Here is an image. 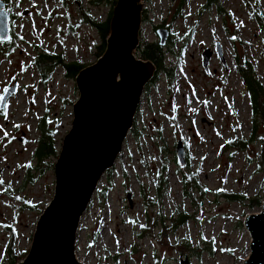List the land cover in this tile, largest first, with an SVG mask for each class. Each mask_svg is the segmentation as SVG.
<instances>
[{
    "label": "rangeland",
    "instance_id": "1",
    "mask_svg": "<svg viewBox=\"0 0 264 264\" xmlns=\"http://www.w3.org/2000/svg\"><path fill=\"white\" fill-rule=\"evenodd\" d=\"M92 1L11 0L7 3V9L16 16L13 21L16 48L10 51V42L0 43V89L17 83V91L7 102V117L4 109L0 110V181H3L0 183V264H11L13 257L22 261L31 248L39 217L54 195V165L72 129L73 105L80 96L75 77L66 76L62 67L47 71L44 80L36 66L37 55L62 54L66 63L84 67L96 63L102 38L91 24L80 20L87 13L105 22L116 5L105 1L96 6ZM221 2L223 16L215 8L205 9L206 0H187L181 16L172 20L180 0L143 1L140 42L159 41L154 28L166 19L173 39L178 40L177 46L171 48L175 53L171 59L178 64L177 74L172 84L161 76L155 91H151L154 113L150 116L155 121H151L152 126L150 122L144 124L140 149L133 136L127 142L128 151L132 149L126 167L127 188L139 190L133 208L129 207L119 183L111 191L98 194L103 197L89 204V217L85 214L83 221L90 225V217H95L96 222L90 225L88 234L82 231L80 235L84 247L79 256L85 264H186L184 261L245 264L251 237L244 219L248 214L260 212L262 205L229 202L217 198L216 191L225 189L264 201V172L257 169L259 147L251 145L248 150L235 151L232 157L229 152L222 154L229 139L251 137L250 102L234 68L233 52L237 48L253 61L264 84V0ZM254 11L262 15L263 24ZM70 24L75 27L72 32ZM190 28H194V36L185 40ZM233 35L237 39H231ZM217 43L223 46L225 62L215 51ZM206 48L213 50L208 69L202 64ZM137 57L141 58L138 54ZM142 108L147 114L146 102ZM46 114L55 130L57 154L39 163L34 158L40 137L37 125ZM4 131L9 133L8 137H4ZM179 140L186 146L191 170L188 161L180 166L176 160ZM29 165L37 180L25 185ZM189 171L196 174L207 190L202 195L196 189L195 202L186 194L182 180ZM146 195L155 200V207H162L167 220L180 212L191 216L186 225L171 233L172 241L190 240L201 248L206 245L209 248L212 243L214 252L206 247L201 257L191 252L181 255L170 246L162 248L150 236H138L139 228L132 219L146 223ZM123 203L127 204L124 208ZM157 213L156 209L155 217ZM96 232L99 236L95 240Z\"/></svg>",
    "mask_w": 264,
    "mask_h": 264
},
{
    "label": "water",
    "instance_id": "2",
    "mask_svg": "<svg viewBox=\"0 0 264 264\" xmlns=\"http://www.w3.org/2000/svg\"><path fill=\"white\" fill-rule=\"evenodd\" d=\"M143 1L117 0L104 53L76 76L80 96L73 105L72 129L54 165V195L39 217L28 254L17 264H81L75 251L81 218L103 174L121 153L142 93L157 72L152 61L136 54L141 45ZM0 9H7L3 0ZM11 19V11L7 17L0 16V43L12 39ZM157 35L160 45L165 46L170 31L159 28ZM216 53L225 62L220 43ZM212 55L210 48L203 51L205 69ZM10 91H17V83ZM12 95L6 96V103ZM176 158L180 166L187 164L182 140L176 144ZM244 226L251 237L245 264H264V201L260 212L245 216Z\"/></svg>",
    "mask_w": 264,
    "mask_h": 264
},
{
    "label": "trees",
    "instance_id": "3",
    "mask_svg": "<svg viewBox=\"0 0 264 264\" xmlns=\"http://www.w3.org/2000/svg\"><path fill=\"white\" fill-rule=\"evenodd\" d=\"M7 3L11 2V0H6ZM109 2L113 5H116L117 0H93L92 3L96 6L101 5L103 2ZM187 0H180V3L177 9L172 16V20L176 17L181 16L183 7ZM205 9H217V13L220 15H225V10L223 8L221 0H206V3L203 6ZM255 16L259 20L260 24H263L261 18L262 15L254 11ZM113 15V10L110 13V17L105 22H99L95 18L90 17L87 13H83V17L80 22H88L91 24L95 30L98 32L100 37L102 38V45L99 47V57L104 53L107 43V37L110 34V20ZM16 16H12V22L14 21ZM164 24L163 27H166L170 30V23L166 25V19H163ZM173 22V21H172ZM171 22V24H172ZM75 27L70 24L69 30L74 31ZM14 33V32H13ZM194 35V28H191L188 33H186L185 40H191ZM172 36H174L172 34ZM236 37V35H233ZM16 37L13 36L12 40L9 43L10 51L16 48L15 46ZM178 40H174L173 37L169 40L166 46H161L159 41H145L141 42V45L137 51V54L146 61H152L156 67L157 72L153 79L155 82L159 76L164 75L168 81L172 84L176 78L178 64L176 65L173 61L172 56L174 51L171 49L174 46H177ZM173 45V46H171ZM233 63L236 72L241 77L244 86L245 92L248 96L250 107H251V123H252V133L249 138H239L233 137L229 139L225 147L222 150V154L229 152V156L232 157L235 151H245L250 148L251 145H256L259 147V153L257 155L258 160V172H264V84L260 81L257 76L256 66L253 61L246 56V54H241L237 48L234 49L233 52ZM36 66L43 76L44 80L48 77L45 73L48 71H54L57 67H62L65 71L66 76L75 77L78 73L85 68L83 65L78 63H66L62 54H48V53H39L36 58ZM38 130L40 132V137L37 140V146L34 151V158L39 161V163H44L45 160H48L57 154V147L55 141V130L51 127L50 121L48 120V115L41 117L38 122ZM136 133V130H135ZM252 161V159H249ZM188 168L191 170L190 157H188ZM164 168H167L164 166ZM32 167H29L28 174L26 175L25 185L34 184L37 180V175L31 172ZM43 170V169H42ZM183 185L185 188V192L188 196H190L193 201H196V197H194V191L199 189L202 195L207 192L206 188L202 187L200 181L198 180L195 173L189 171V173L183 174ZM143 188V185H142ZM160 187L158 188V192H160ZM143 190H145L143 188ZM145 192V191H144ZM143 192V194H144ZM146 194V193H145ZM217 198L222 197L229 202H238V203H246L250 202L251 206H255L256 204L262 205V201L259 199H253L246 196L243 193L238 192H226V191H216ZM256 203V204H255ZM155 200L146 195L145 197V217L146 223L142 224L140 237L150 236L157 242V244L161 245L162 248L166 246H170L168 248L175 249L179 252V254L184 253H195L198 257H201L202 252L205 250L201 248V245L194 246L192 241L188 240L184 243H181L179 240L172 241L169 236L171 233H175L180 227L186 225L191 216L187 213L180 212L178 216H174V214L170 217V219H166L163 215L162 207H155ZM158 210V213L155 217V211ZM158 220H157V219ZM158 231V233H156ZM99 236V232L95 233V237ZM210 251L214 252V246L212 243L209 245ZM207 247V249H209ZM188 250V251H187ZM154 252H157L156 248ZM27 255V253H25ZM156 257V256H155ZM158 260L159 258L156 257ZM20 260L18 258L13 257L11 259V264H17Z\"/></svg>",
    "mask_w": 264,
    "mask_h": 264
},
{
    "label": "built area",
    "instance_id": "4",
    "mask_svg": "<svg viewBox=\"0 0 264 264\" xmlns=\"http://www.w3.org/2000/svg\"><path fill=\"white\" fill-rule=\"evenodd\" d=\"M161 76L165 77L164 75H161ZM156 84L158 85V79L155 82H151L149 84L151 87L150 88L147 87L143 91L142 96H141V100L139 103V107H138L136 114H135L134 128H132V130H130L128 137H127L126 141L124 142L122 151L119 154L117 160L115 161L113 168L108 170L107 172H105L104 175L102 176L101 180L99 181L98 186H97V190L95 191V193L92 197V201L96 198L101 199V197H103V196L98 195V194L103 195V193H105L107 190L111 191L113 189L114 185L115 184L117 185L119 183L120 187L121 186L123 187V192L125 194L127 203L129 204V207L133 208V205H134L133 203L135 201V197H136L137 193L139 192V190L136 192L134 189L131 190V189L127 188L129 185V174H128L126 167H127V165L130 164V159L132 158V154H131L132 149H131V151H130V149L128 151L127 142L129 141V138L131 136H133L135 138L137 144H138V148L140 149V139L143 138L145 135V133H144L145 125L144 124L150 122V125L152 126L153 123H151V121H155V118L151 117L150 115H151V113H154L153 112L154 103L152 102L151 91H155V88L157 87ZM145 102L147 103V110H148L147 114L143 113V108H142L143 104ZM146 117H148V121L146 120ZM135 130H136V133H135ZM153 144L156 146V142H153ZM125 153H126V155H125ZM119 178H120V180L118 181ZM128 194H131L132 205H131V201L128 199ZM97 195L99 197H97ZM92 201H91V203H92ZM125 205H127V204L123 203V208L125 207ZM88 211H89V209L84 213L83 217L81 218L79 228H78L77 237H76V243H75V245H76V248H75L76 257L80 261L81 264H85L83 259L81 258V256H79L81 249H83V247H84L82 244V241L80 239L81 232L83 231V232H86L88 234V229L92 226L93 223L95 224V222H96L95 217H90V225L91 226L85 225V222L83 221V219L85 218L86 215H87L86 218L89 217L90 213H88ZM144 217H145V212H144ZM137 220H138V218L133 217L132 222L134 223L135 226H137L139 228V234H140L142 231L141 230L142 224L145 222V220H144V222H138ZM139 234H138V236H139ZM96 239L97 238H95V240ZM87 245H88V243L85 244V248L87 247Z\"/></svg>",
    "mask_w": 264,
    "mask_h": 264
},
{
    "label": "snow or ice",
    "instance_id": "5",
    "mask_svg": "<svg viewBox=\"0 0 264 264\" xmlns=\"http://www.w3.org/2000/svg\"><path fill=\"white\" fill-rule=\"evenodd\" d=\"M10 11V9H0V16L2 17H7L8 15V12ZM190 14V13H189ZM21 39H23V37H21ZM231 39L235 40L237 39V37L233 36L231 37ZM13 79H15V77H13ZM10 86H6V87H3L2 89H0V91H2L4 94L0 95V106L3 107L4 109V115L5 117H7V103H6V96L7 95H12L13 93L10 91ZM195 94V93H193ZM191 101H189L190 103ZM207 103V102H206ZM15 127L19 128L20 125H15ZM0 128H2V126H0ZM9 136V133L7 131H4V137H8ZM14 139V137H13ZM31 165H29L30 167ZM0 183H3V181H0ZM220 191H225V189H220ZM17 199H19V197H17ZM205 239H207V237H205ZM214 237H213V241H214ZM117 243H119L117 241Z\"/></svg>",
    "mask_w": 264,
    "mask_h": 264
},
{
    "label": "flooded vegetation",
    "instance_id": "6",
    "mask_svg": "<svg viewBox=\"0 0 264 264\" xmlns=\"http://www.w3.org/2000/svg\"><path fill=\"white\" fill-rule=\"evenodd\" d=\"M159 28H166V27H163L162 24H159V25L155 26L154 30H155L156 34H157V30H158ZM167 29H168V28H167ZM168 30H169V29H168ZM169 31H171V30H169ZM171 38H172V34H171V32H170V37H169L168 41H169Z\"/></svg>",
    "mask_w": 264,
    "mask_h": 264
}]
</instances>
